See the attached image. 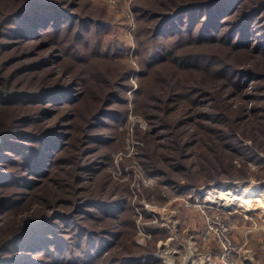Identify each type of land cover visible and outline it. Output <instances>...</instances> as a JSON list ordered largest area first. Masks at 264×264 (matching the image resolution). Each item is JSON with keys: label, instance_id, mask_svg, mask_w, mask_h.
Instances as JSON below:
<instances>
[{"label": "rangeland", "instance_id": "rangeland-1", "mask_svg": "<svg viewBox=\"0 0 264 264\" xmlns=\"http://www.w3.org/2000/svg\"><path fill=\"white\" fill-rule=\"evenodd\" d=\"M26 1L28 0H0V26L10 15L25 7ZM58 1L63 3L67 11L71 13L70 15L89 16L92 19L105 22L107 24L106 32L97 36H103V42L116 47L120 54L112 52L115 53L112 56H92V58L89 57V60L87 58L86 61L79 63H75L69 56L62 57L63 61H61L60 69L67 70V72L71 71L67 74L71 77L66 76L64 78L63 75L57 74L55 78L63 77V80L58 82L67 83L70 81L75 82L73 79L80 77L82 84L76 87L81 93L73 107H75L74 112L79 113L82 119L88 113L90 106L96 105L94 107L97 108L100 98L106 91H115L118 89V84L126 85L124 88H119V91L116 90L119 96L114 98L113 101L115 102L107 109L111 114L119 117L118 119L103 117L100 120H93L92 125L94 126L90 129V133L93 137L100 136L104 140L92 143L89 141V144L83 147L85 151L82 153L87 154V156L83 157L82 160H79L81 156L76 157L72 147L68 146L72 143V140H70V144H61L60 146L63 147L62 152L52 159V163L44 171L45 174L37 177V186L34 189L27 190L22 185H16V188L13 185L7 188L6 186L0 187V196L14 192L15 199L20 200L18 206H16L17 203L15 204L14 208H17L15 213H13L14 210L5 209L3 219L0 221V239L5 234L10 233V228L6 229V226L11 225L10 227L19 232L24 225L25 217L32 216L31 209H39L43 206V210L44 206L49 205V201L53 198H60V200L66 198L67 187L60 184V179L65 177L68 178L66 183L71 184L73 180L74 190L76 192L77 190L80 191L74 195L76 197L75 204L72 205L74 208L70 206L66 208V211L62 210L64 208L56 206L47 210L46 215L49 217H53L62 211L69 213L74 210L75 213L77 211L79 213L86 205L87 198L112 201L117 197H126L130 200L133 209L124 211L121 217L126 222L125 229L127 230L131 227L129 225L131 220L134 221L132 222L135 226H133L134 235L129 236V232L127 233V230H125L126 234L123 236L121 244L114 248L116 251H123L121 249H124L125 245L134 239L141 245H156V253L163 258L164 264H226L222 259V248L218 236L213 234L209 238L204 237L208 222L217 220L221 222L220 224L226 225L228 229L227 236L232 241V245L237 248V252L234 256H231L229 264H264V140L261 139L262 135L264 136V102L262 100L264 90L256 88L263 87L264 80L250 81L245 86L247 80L244 78V81H240L241 86L234 88L232 86L227 87V80L218 79L215 74H218V70L224 65L231 67L234 65V68L237 66L247 67L254 72L264 74L263 56L261 54L252 55L246 54L247 52L234 51L229 49L230 47H225L224 41L222 45L216 43V45L196 46L193 45L194 40L191 38L193 43L190 45L193 46L184 45L177 48L176 51L177 53L189 54L193 59L204 61V63L207 58L212 59V63H207L202 68L206 70L182 72L164 61L148 68L142 62L145 58L144 53L137 50L140 42L143 43L142 46L149 45L148 36L142 34L147 22L143 17L138 18L141 13L140 9L165 11L170 4H172L170 6L172 8L175 5L173 3L180 0ZM246 1V9L258 7L261 2H264V0H248L247 3ZM245 8L244 10H246ZM261 18L264 19V12H262L259 19ZM255 19L257 18L255 17ZM16 21L13 20L8 24V27H15ZM17 23L24 24L21 19ZM262 23H264V20ZM84 34L88 38L91 37L86 32ZM90 40L91 42L94 41L92 37ZM2 41L9 40L8 38H2ZM79 48L82 49V46H79ZM29 49L28 47L25 50L1 55L0 77L6 78L9 74H13L12 71L21 69L26 63H37V59L44 52L25 60V57L18 61L14 60L22 53L28 55L31 52ZM57 49L59 48L57 47ZM47 51L49 52L42 55H47L49 61L50 55L48 53H50V50ZM54 52L55 50L52 51L53 54H55ZM80 52L79 55L84 56L85 59L86 50L82 49ZM11 60L12 62L8 65V68L1 67L2 63ZM56 63L58 62L43 70L40 74L41 77L43 75L47 77V74L56 71L59 67V64L56 66ZM128 67L132 72L126 80ZM55 78L53 77L52 80H55ZM45 79L39 80L47 81L43 86L53 85L48 81L49 78ZM19 81L21 80L15 83ZM196 82L201 83L210 93H212L211 87L220 84L222 88L224 85L226 89L221 90L224 94H228L231 103L230 109L235 106L238 107L241 103L251 111L250 114L243 117L245 118L244 126L241 125L233 131V136L238 139L241 146L235 142L232 143L234 149L232 167L229 168L227 163H224L222 170H218L219 172L203 169V166L201 167L198 163L199 149L192 150V148L179 143L191 140L189 133L197 130L199 135H202L203 131L207 132L206 130L222 128L223 123L219 120V122L207 121L201 119V116L197 118L199 112L207 111L205 106L195 105L193 112L179 116L186 105L183 102L186 101L185 98L178 101L179 103L172 104L173 106L169 109L167 106L160 107L159 99L163 98L172 87L177 88L176 93L184 95L185 92L179 85H191ZM114 83L117 86L112 88ZM27 86L28 84L25 81L23 87ZM191 93V98L196 103L202 101L201 95H197L198 91L192 90ZM47 101L46 99L45 102L47 103ZM32 107L36 111L33 116V129L30 128V131L23 128L26 131L40 134L51 129L59 135H71L73 133L71 130L72 122L66 126L70 129H63L62 126L66 123L57 121L62 115L61 113L55 117L49 115L50 109L48 107L53 106L37 103ZM7 109L8 112L12 111L10 108ZM255 109L260 112H253ZM221 110L224 111L225 107L222 106ZM226 112L225 115L228 119L225 120L224 129H226L225 125H230L229 121H232L235 115L229 111ZM4 114H0V117H2L1 122L6 124L9 117H4ZM153 115L157 117L158 124L152 122ZM183 116L192 119L186 123L185 121L180 122ZM222 118L224 119L223 115ZM205 123L207 125L203 126ZM163 124H168L169 127L162 130ZM54 125L58 128H54ZM156 126L160 128L155 129L153 132L155 134H153L152 129ZM233 127H236L234 123ZM254 129L262 131L258 132L257 135L259 136L256 135L255 137L252 131ZM162 134L164 138L160 136ZM57 139L65 141L60 137ZM171 139L181 147L173 153L170 151L171 154L169 152L165 154L166 147L164 143H168ZM193 139L196 140L195 135ZM215 139L218 141L217 138ZM1 142L0 139V144ZM173 142L170 141L169 145ZM154 143L159 145L155 153H153ZM36 144L31 141L26 145L32 147ZM161 154L164 156H160ZM188 155L190 158H184ZM8 156L10 158L5 159L7 162L0 166V173L10 172L19 175L29 173L26 171L28 169L21 165L24 161L19 157V154L9 152ZM80 165H90L89 169L96 168L98 174L93 172L91 178L87 176L86 180L75 183L79 179L78 173H81L78 170ZM206 165L205 163L204 168L208 167ZM22 176L29 179V174L20 177ZM83 176L86 178V175ZM208 177L214 179L205 180ZM32 192L34 194L30 197ZM221 192L224 193V196H219ZM246 197H252L253 201H248L250 204L245 203ZM27 207H30V211L25 210ZM37 211L38 213L41 212L40 210ZM90 211L91 213L87 216H78L81 221L77 223V227H82L83 230L87 231L101 229L103 224L101 222H104V220L98 222L95 218L92 220L91 217L99 218L102 217V214L92 210V208ZM151 226L159 227L163 229V232L159 231L157 234H153L151 230L147 229ZM213 228L219 229L215 224ZM219 230L221 231V229ZM49 235L47 234L46 237L49 238ZM86 236L84 237L86 238ZM49 239L52 240L51 237ZM77 239H72L70 246L72 252L75 253L74 256L80 260L79 263L83 264L81 258L84 252L82 250L87 245L83 243L80 246L81 248L78 247V243L75 242L79 240ZM129 250L141 251L140 248H134L133 246H129ZM38 256L37 254L34 255L35 258L45 259V256L44 258ZM0 264H2L1 253Z\"/></svg>", "mask_w": 264, "mask_h": 264}, {"label": "trees", "instance_id": "trees-1", "mask_svg": "<svg viewBox=\"0 0 264 264\" xmlns=\"http://www.w3.org/2000/svg\"><path fill=\"white\" fill-rule=\"evenodd\" d=\"M245 1L246 0H180L174 2L173 4L175 5L172 8L170 7L172 4H170L165 11L160 9H155L154 11L153 9H149L148 11L140 9L141 13L138 15V18L143 17L147 22V26L143 28L142 34H146L149 38L148 46H142L143 43L141 42L138 44V52L144 53L145 56L142 61L143 65L149 68L158 62L164 61L166 64L182 72L206 70L202 68H204L205 64L212 63V59L207 58L204 63V61L193 59L189 54L177 53L176 49L184 45L200 46L209 44L216 45V43L222 45L223 41L225 42V47H230L229 49L247 52L246 54L249 53L252 55L261 54L264 58V23H262L264 19H259L262 12H264V2H261L258 7L246 9ZM26 2L27 4L25 7L19 12L10 15L3 25L0 26V56L8 54L9 52L13 53L23 49L25 50V48L29 47V51L31 52H29L28 55L22 53L21 56L16 57L14 60L18 61L24 57L25 60L31 56H38L41 52H49L47 50H50V53H48L50 58L48 61L47 55H42L44 54L42 53L37 59V63H26L21 69L12 71L13 74H9L6 78L0 77V114L5 113L4 117H9L6 124L1 122L2 117H0V139L2 141L0 144V166L7 162L5 159L10 158L8 153L12 152L13 154H19V157L25 162L21 163V165L24 168L26 167V169H28L26 171L29 172L20 175L10 172L0 173V187L6 186L7 188L13 185L16 188V185H22L27 190H31L37 186V177L44 175V171H46V167L52 163V159L62 152L63 147L60 146L61 144H70V140H72V143L68 146L72 147V150L76 153L75 156H81L78 158L82 160L83 157L87 156V154L82 153L85 151L83 147L87 146L89 141L92 143L104 140L103 137H93L90 133V129L94 126L92 125L94 122L93 120H100V118L103 117L118 119L119 116L111 114L107 109L115 102L113 101L114 98H118L119 96L116 90L119 91V88H124L126 85L118 84V89L115 91H106L100 98V103L97 105V108L94 107L96 105L90 106L88 113H86L82 119L79 113L77 114V112H74L75 107H73V105L77 103L81 93L76 87L82 84L80 77H75L76 79H73L75 82L59 83L58 81L60 80L61 82L63 77L57 79L55 76L58 74L63 75L64 78L66 76L71 77V75H67L71 71L67 72V70L60 69L62 65L61 61H63L62 57L69 56L75 63H79L86 61L87 58L89 60V57L92 58V56H112L115 54L112 52L120 54L116 47L109 46L107 42H103V36H97L98 34L102 35V33L106 32L107 24L101 20L92 19L89 16L81 17L70 15L71 13L67 11L63 3L60 1L57 2V0H28ZM247 2L248 0L246 3ZM244 8L246 10H244ZM255 17L257 19H255ZM19 19L23 20L24 24L17 23ZM13 20H17L15 23L16 26L12 28L8 27V24ZM84 32H86L88 36L90 35L94 41L91 42V37H86ZM2 38H8L10 42H3ZM191 38L194 40L193 45H190L193 43ZM50 42L53 44L51 45ZM79 46H82V49L86 50L85 59L84 56L82 57V55H79L81 53L80 51H82ZM57 47L59 49H57ZM147 48L148 50H146ZM54 50L55 54L52 53ZM11 62L12 60L6 61L1 64V67L4 66L8 68ZM55 62H58L56 66L59 64L57 70L47 74V77L43 74V77H41L40 74L43 70L49 68V66L55 64ZM126 71L128 72L125 77L127 80L132 70L128 67ZM215 74L217 75L216 78L227 80V87L232 86L234 88H239L241 86L240 81H244V78L247 80L245 86H247L250 81L257 82L264 80V74L254 72L247 67L237 66L234 68V65L232 67L224 65L218 70V74ZM53 77L55 80H52ZM45 78H49L48 81L53 85L43 86L47 81L43 82L39 80ZM18 80L21 81L15 83ZM25 81L28 84L27 87H23ZM116 86L117 84L114 83L112 88ZM179 86L184 90V95H179L176 93L177 88L175 89L172 87L173 89L171 88L163 98L159 99L161 108L167 106L169 109L173 106L172 104H176L178 101L185 98L186 101L183 102H185L186 105L179 113V116L193 112L195 105L205 106L207 107V111L199 112L197 118L201 116V119L207 121L213 122L212 120H214L215 122L221 121L223 123L222 128L218 130H206L207 132L203 131L202 135H199L197 130L193 133H189L191 140L183 141L179 144H184L188 148H192V150L199 149L198 163L201 167L203 166V169H211L214 171L222 170L224 163H227L229 168H231L234 156L232 143L235 142L241 146L238 139L233 136V131L237 130L241 125L244 126L245 118L243 117L250 114V109L241 103L238 107L235 106L230 109L231 103L229 102L228 94H224L221 90L224 88L226 89L224 85L222 88L220 84L211 87L210 90L212 93H210L208 89H205L199 82L191 85L182 84ZM256 88L258 90H264V86ZM192 90L198 91L197 95H201L202 101L196 103V101L192 100ZM46 99L48 100L47 103L45 102ZM262 100L264 102V98ZM37 103L53 106L48 107V109H50V112H48L49 115L55 117L61 113L62 115L57 121L66 123L62 126L63 129H67V124L72 122L71 130L73 133L71 135H59L49 129L40 134H36L23 129H33V116L36 111L33 109L32 105ZM222 106L225 107L224 111L221 110ZM7 108H10L12 111L8 112L9 110ZM154 108H156V106H154ZM226 111L234 113L235 115L232 121H229L230 125H225L226 129H224L225 120L228 119L227 115H225L227 114ZM253 112L260 111L255 109ZM222 115L224 119H221ZM253 118L255 119V117ZM191 119L192 118H185L183 116L180 122L185 121L186 123ZM163 120L161 121L164 122ZM157 121V117L153 115L152 122L155 124ZM233 123L236 127H233ZM163 125L162 130L169 127L168 124ZM205 125H207V123L203 126ZM55 127L58 128V126L54 125V128ZM158 128L160 127L156 126L153 128L152 133ZM252 131L255 137L259 134L258 132H262L257 129ZM194 135L196 136V140L193 139ZM160 136L163 137V134ZM58 137L63 138L65 143L58 140ZM214 137L217 138L218 141H216ZM261 139L264 140L263 135ZM31 141L37 144L32 147L26 145ZM170 141L173 142V139ZM169 142L164 143L166 147L165 154H168V152L171 154L177 151V148L181 147L174 142L169 145ZM193 143L195 144L193 145ZM18 147H20L21 150ZM158 147L159 145L155 144L153 153H155ZM24 149L29 150L25 151ZM160 156L164 155L161 154ZM184 158L187 159L190 158V156H184ZM205 163L207 164L206 166H208L206 168H204ZM91 167H93V165H91ZM89 168L90 165H80L78 167L81 173H78L79 179L75 183L86 180L87 176L91 178L90 176L94 174L93 172L97 173L96 168ZM158 172L161 174L160 171ZM25 174H29V179L23 178V176L20 177ZM83 175H86V178ZM208 179L214 178L208 177L205 180ZM67 180L68 178L65 177L60 179V184L63 187L64 185L67 187L65 192V194H67L66 198L62 200H60V198H53L49 201V205L47 204L44 206L43 210V206L39 209L36 208L41 211L39 213L36 209H31L32 216L25 217L23 221L24 225L19 232L13 229V227H10L11 225L6 226V229L10 228V233L5 234V236L0 239L2 264H80V260L78 257L74 256L75 253L72 252L70 246V244H72L71 240L74 238L79 239L75 241L78 243V247L82 246L83 243L87 245L83 247L84 250H82V252H84L81 258L83 264L165 263L163 258L156 253V245H141L134 241V239L125 245L124 249L120 248L123 251L114 250L116 246L121 244L122 238L126 232H129V236L134 235V223H132L134 221L131 220L129 223L131 227L127 230L125 229L126 222L123 221L121 217L124 211L133 209L130 200L126 199V197H117L112 201L87 198L86 205L82 211L79 212L80 214L77 213L78 211L75 213L73 210V212L69 213L64 211L58 212L53 217L47 216L46 212L48 209L60 206V208H64L62 210L67 211L66 208L75 204L76 197H74V195L80 191L77 190L76 192V190H74L73 180L71 184L66 183ZM30 194L31 197L34 193L32 192ZM25 196L27 195L25 194ZM15 198L14 192H9L8 194L0 196V221L3 219L2 216L4 215L5 209L9 211L14 210L13 213L16 212L17 208L14 207L16 203V206H18L20 200ZM29 208L30 207H27L25 210L30 211ZM72 208H74V206H72ZM91 208L102 214V217L99 218L91 217L92 220L95 218L98 222H101V220H104V222H101L103 223L101 229L90 230V232L83 230L82 227H77V223L81 221L78 216H87L91 213ZM147 229L151 230L153 234H157L159 231L163 232V229L156 226L147 227ZM125 230L127 231L125 232ZM47 234H50L49 238L51 237L52 240L46 237ZM84 236H86V238ZM129 246L140 248L141 251L136 252V250H129ZM11 254L12 256H10ZM36 254L43 258L45 256V259L35 258L34 255Z\"/></svg>", "mask_w": 264, "mask_h": 264}, {"label": "built area", "instance_id": "built-area-1", "mask_svg": "<svg viewBox=\"0 0 264 264\" xmlns=\"http://www.w3.org/2000/svg\"><path fill=\"white\" fill-rule=\"evenodd\" d=\"M220 221H214V222H208V225L206 226L204 233L205 238L211 237V235L215 234V236H218V239L220 240V245L222 248V259L226 262V264H229L231 262V256H234L237 252V248L232 245V241L227 236V227L226 225L220 224ZM218 226L219 229L213 228V225Z\"/></svg>", "mask_w": 264, "mask_h": 264}, {"label": "bare ground", "instance_id": "bare-ground-1", "mask_svg": "<svg viewBox=\"0 0 264 264\" xmlns=\"http://www.w3.org/2000/svg\"><path fill=\"white\" fill-rule=\"evenodd\" d=\"M219 196H224V193L221 192V193L219 194ZM207 197L210 198L209 195H207ZM254 197H255V196H254ZM256 199H258V198H256ZM231 200H232V199H231ZM248 201H249V202L253 201L252 197H246L245 203L250 204ZM249 206H250V205H249Z\"/></svg>", "mask_w": 264, "mask_h": 264}]
</instances>
